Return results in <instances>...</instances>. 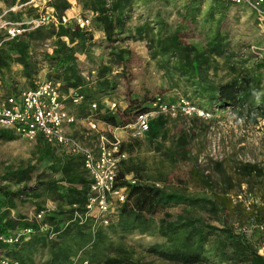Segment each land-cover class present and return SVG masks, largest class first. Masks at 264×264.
<instances>
[{"label": "trees", "instance_id": "obj_1", "mask_svg": "<svg viewBox=\"0 0 264 264\" xmlns=\"http://www.w3.org/2000/svg\"><path fill=\"white\" fill-rule=\"evenodd\" d=\"M2 1L8 6L28 5L31 11L36 10L35 3H30L31 0ZM76 2L83 10L93 13L92 23L103 33L104 42L109 50L106 65L102 64L97 70L95 86L90 85V81L86 80L79 70L77 59L78 54L88 57L89 48L94 45L92 34L72 24L61 25L60 19L71 5L68 0H49L46 6L54 10V15L59 22L57 26L50 24L10 41H5L4 35L0 33V92L3 97L21 92L2 81V75L9 71L11 66L21 67L22 77L28 83V88H32L35 86L41 66L47 65L50 68L48 79L59 82L63 93L66 94L68 90L74 89L82 97L81 103L75 106H80L78 111L82 113L84 110L85 113L80 114V117L76 114V118L85 119L91 115L93 119L112 128L123 129L131 124L137 115L150 112V103L154 98L150 101L145 96L139 98L129 95L125 98V107L114 111L100 105L101 98L108 94V88L113 89L116 84L112 82L113 85L109 87L107 81L103 79L104 74L111 72V68L115 67L121 71L113 75L112 79L124 78L133 57L130 49L113 45L118 42L120 35L127 33L128 38L145 41L149 59L156 62L162 75L169 80L185 78L184 81L192 83L195 72L200 75L203 68L209 67V63L215 60L216 56L219 57L225 53V46L218 35L206 42L201 50L194 43L184 41L188 34L185 32L190 31L191 25L197 24V14L203 0H187V5L180 16L181 22L172 31L167 28L164 19L159 20L158 15L156 21L152 22L154 28L148 24V21L139 24L133 30L128 28V23L132 18L130 14L132 4L142 2L147 6L151 3L168 5L169 0H76ZM219 2L221 1L211 0L210 5L212 4L211 7L215 4L220 5L219 10L227 7V3ZM10 14L16 15V13ZM206 14L211 16L213 11H208ZM133 31L135 36H132ZM43 45L47 47L50 45L52 51H41L40 47ZM260 68L264 71V63L262 67H258ZM255 71L253 70L244 78L233 79L219 85L206 84L201 89H196L194 84V92L204 94L202 98L217 109L232 108L238 110L237 114L240 116H244V112L254 114L250 117L255 121L256 116H264V104L259 105L253 101L260 91V79H258L260 76H257ZM100 79L103 81H98ZM261 101L264 103V97ZM68 102L73 105L70 101ZM96 103L98 107L91 111L89 106L96 105ZM199 108L207 112L210 110ZM87 110L91 112L88 113ZM162 128V117L150 120L146 137L148 136L150 141L160 138ZM109 138L112 139L111 136ZM13 139L14 135L10 131L0 130V140L11 141ZM36 143H38V153L41 158L52 160L50 171L58 175V178L52 177L38 181L41 178L39 177L34 185L27 186L24 183L30 181L31 177L24 171L7 172L3 178L4 181L14 180L16 184H23L14 191L6 186H0V236L7 237L10 232L20 228L36 229V224L33 220H29L30 217H22L18 214L15 218L10 216V211L16 210V202H31L37 213L45 209L44 201L37 203L34 200L47 195L52 200L62 202L65 207L64 210L49 211L45 214L44 221L53 225L56 233L53 239H49L48 234L35 232L27 240L16 244L0 243V257L8 258L17 264H73V258L79 252L87 251L89 248L86 252L90 255L88 260H85L87 264H136L127 256L120 244L114 249L113 256L101 257L97 251L96 240L105 235L106 231L119 232L122 236L134 231L143 233L150 227L152 218L160 215L157 233L164 239V244L160 247H151L149 251L165 261L199 264L206 260L211 252L209 249L213 247L214 254H218L225 262L264 264V256L259 255L251 244L234 234L230 228L219 229L210 225L207 219L199 216L200 212L213 215L219 211L224 212L227 197L221 198L219 203L206 197L192 196L167 189L164 186H156L160 181L152 185L138 183L128 186L124 181V176L128 174L139 176V167L127 159L120 165L118 186L126 185L128 191L124 203L116 214V222H112L116 218L113 217L108 227L98 228L95 241L92 239L90 222L83 224L73 222L64 227L65 221L71 220V213L74 210L83 209L89 194V181L82 168L80 157L61 155L41 140ZM126 147V144L120 143L121 151L125 152ZM168 156L175 163L186 160L188 153L185 150L184 141L176 142L173 149L168 151ZM216 166V171L221 176L223 184L230 187L229 191L240 186V182L231 185L233 181L225 174L221 163H216ZM235 173L241 178H261L263 168L256 164L246 163L236 167ZM190 175L199 179L207 187H211L208 176L200 171L191 169ZM174 207L181 208L176 215L170 212V209ZM213 243L214 246H211ZM40 257L41 261H35Z\"/></svg>", "mask_w": 264, "mask_h": 264}, {"label": "rangeland", "instance_id": "obj_2", "mask_svg": "<svg viewBox=\"0 0 264 264\" xmlns=\"http://www.w3.org/2000/svg\"><path fill=\"white\" fill-rule=\"evenodd\" d=\"M68 2L71 5L68 11L72 14L86 15L91 13L83 10L76 0L74 2L68 0ZM210 2L211 0H203L196 18L197 24L190 26L191 33L190 31L185 32L188 34L184 41L194 43L201 50L206 42L218 35L225 46L223 55L216 56L215 60L209 63V67L203 68L200 75L195 72L194 78L191 80L192 83L184 81L185 78L169 80L162 75L156 62L149 59L145 41L128 38L127 33L122 34L118 38V42L113 45L130 49L133 52V57L124 78L112 79L113 75L121 71L115 67L111 68V72L104 74L103 79L107 81L109 87L113 85L112 82L116 84L113 89L108 88V94L101 98L100 105L106 108L108 104H115V108L112 110L114 111L125 107V98L129 95L139 98L145 96L150 101L154 97L160 96L165 102H174L182 97L197 107L210 109L207 116L178 119H170L164 115L155 114L151 110L148 112L152 114L149 116V121L162 117L163 128L160 138L150 141L147 136L141 140H133L129 135L130 130L123 128L118 131L120 135L117 136V139L127 146V150H125L126 159L138 165L139 176L136 178L139 183L152 185L160 181L156 186H164L167 189L177 190L192 196L206 197L219 203L221 198L227 197L224 212L219 211L216 215L200 212L199 216L207 219L210 225L219 229L230 228L234 234L251 244L259 254L264 255V232L256 229V225L264 217V116H256V120L253 121L250 116H254V114L244 112L245 115L240 116L237 114L238 110L232 108L217 109L202 98L204 94L195 93L193 86L195 84L196 89H201L206 84H224L233 79L244 78L256 70V75L260 76L258 78L260 79V91L253 101L259 105L264 104L261 101L264 97V71L262 68L258 69L264 63V32L258 27L256 15L249 8L227 3L226 8L219 10L220 5L215 4L211 7ZM46 4V1L36 0L35 11L24 7L16 15L10 14L8 18H33L43 12L54 14L52 7H48ZM186 5L187 0H169L168 5L151 3L147 6L142 2L132 4L130 8L132 18L128 23V28L133 30L146 21L152 25L158 15L159 20L164 19L167 28L172 31L181 22L180 16L183 14ZM208 11H213V14L208 16L206 14ZM152 27L155 26L152 25ZM88 31L93 36L94 45L89 48L88 61L81 60L80 62L79 60L78 67L81 73L89 79L90 85L95 86L97 70L102 64L106 65L109 50L100 29L92 23ZM132 36H135L134 31ZM190 37L193 38L190 39ZM40 49L44 52L52 51L50 45L48 47L43 45ZM78 55L81 56L82 54ZM49 73L50 68L47 65H42L36 77V83L47 80ZM103 79L98 81H103ZM2 81L9 83L18 91H23L29 87L22 77L21 67L18 65L11 66L10 70L2 75ZM104 100H107L108 104H102ZM95 106L98 107L97 103ZM87 112L90 113L91 111L87 110ZM82 113L84 114L85 111L83 110ZM82 113L81 111L77 112L78 116ZM91 132L88 127L83 128L81 134L76 138L85 146L93 147L97 143V134L94 132L92 136H84V133L88 135ZM180 140L184 141L188 157L184 161L175 163L169 158L168 151L172 150L176 142ZM216 163L222 164L225 174L233 181L231 185L240 182V186L229 191L230 187L223 184L221 176L216 171ZM246 163L256 164L263 168L261 178L249 179L248 177L237 176L236 167ZM51 165L52 160L41 158L36 142H29L16 136L11 141L0 140V186H6L14 191L23 184H16L14 180L4 181L3 178L7 172L24 171L31 177L30 181L24 183L27 186L34 185L39 177L41 178L38 181L52 177L57 179L58 175L50 171ZM191 169H196L208 176L211 187H207L199 179L192 177L190 175ZM248 194L251 195L252 201L257 204L251 202ZM42 200L45 209L53 212L64 210L65 206L62 202L52 200L47 195L41 196L39 200H34V202L41 203ZM180 209V207H174L170 209V212L176 215ZM14 212L22 217H27L29 213L32 215L36 213L35 206L31 202H16ZM160 217L158 215L152 218L150 227L143 233L134 231L122 236L119 232L106 231L105 235L96 240L98 253L104 258L113 256L114 249L120 244L127 256L136 264H180L165 261L149 251L151 247H160L164 244V239L157 233V223ZM116 220L117 217L112 222H116ZM91 234L93 241H95L96 231ZM211 246H214V243ZM87 251L79 252L73 258V264L86 262L85 260H88L90 256L86 253ZM209 251L211 252L206 260L199 264H231L221 260L218 254L215 255L213 247ZM0 259L16 263L5 257H0ZM41 260L40 257L36 261Z\"/></svg>", "mask_w": 264, "mask_h": 264}, {"label": "built area", "instance_id": "obj_3", "mask_svg": "<svg viewBox=\"0 0 264 264\" xmlns=\"http://www.w3.org/2000/svg\"><path fill=\"white\" fill-rule=\"evenodd\" d=\"M34 1L31 0L30 3ZM49 1V0H43ZM235 6H245L255 15L258 27L264 32V0H217ZM15 10V8L11 9ZM93 13L75 15L66 12L60 19L63 26L74 25L80 30L88 31L92 25ZM58 20L53 13L43 12L33 18L5 19L0 15V32L5 41L15 40L27 32L53 24L58 25ZM86 80H89L85 77ZM61 84L57 81L45 79L35 83L32 88H27L18 94L0 96V129L10 131L14 136L29 142L41 140L54 149L57 153L67 157H80L82 168L89 181V194L82 210H74L70 221L63 224L77 222L91 223V233L98 228L108 227L111 219L117 214L120 206L125 201L128 186L137 185L138 179L128 174L124 176L126 185L119 187V169L122 161L126 160V153L120 149V141L110 139L97 129V120L88 115L87 127L98 136L93 147H87L77 138L68 135L67 129L76 122V117L70 114L65 102L79 105L82 97L74 89L65 94L61 91ZM107 109L113 110L115 104H108ZM91 111L96 109L95 104L90 105ZM150 109L155 114L164 115L170 119L189 118L192 116H207L208 112L195 106L185 98H178L174 102H165L162 97L156 96L150 103ZM142 113L125 128L130 130V137L135 140L146 138L149 131V116ZM248 198L252 197L248 194ZM254 204H257L254 202ZM75 208V206H73ZM50 210L44 209L30 217L36 224V229L31 227L20 228L9 233L7 237L0 236V243L11 245L27 240L35 232L48 234L49 239L56 235L54 227L44 221L45 214ZM256 229L264 232V217ZM259 254V253H258ZM259 255L264 256L262 253ZM0 264H16L6 259H0ZM83 264H87L84 262Z\"/></svg>", "mask_w": 264, "mask_h": 264}, {"label": "crops", "instance_id": "obj_4", "mask_svg": "<svg viewBox=\"0 0 264 264\" xmlns=\"http://www.w3.org/2000/svg\"><path fill=\"white\" fill-rule=\"evenodd\" d=\"M35 1L36 0H34V1H32L31 3H35ZM71 2V1H70ZM73 2H74V0H73ZM30 5V4H29ZM34 6H35V4H34ZM24 7H28V5H22V6H17V5H15V6H8L6 3H4L2 0H0V15H4V18L5 19H9L8 17H9V15H10V13H17L18 11H20L21 9H23ZM13 8H15V10H11V9H13ZM7 12H9V14H7ZM68 12V11H67ZM70 12V11H69ZM17 19H21V17L20 18H17ZM1 33V32H0ZM94 38H97V37H95L94 36ZM89 56V55H88ZM78 57V61L80 60V62H81V60H85V61H88V57H87V55H84V54H82L81 56L80 55H78L77 56ZM105 103H107L108 104V101L107 100H104L103 102H102V104H105ZM65 105H66V109H67V111L70 113V114H72V115H76L77 114V112H78V109H79V107L78 106H75V105H70L69 104V102L68 101H66L65 102ZM88 106V105H87ZM90 107V106H89ZM96 126H97V129H98V131L100 132V133H103V134H105L106 136H108V137H112V138H115V139H117L118 137L117 136H119L120 134H119V132L118 131H121L122 129H119V128H112V127H110L109 125H107V124H105V123H103V122H101V121H97L96 122ZM83 128H87V125H86V119H83V118H81V119H79V118H76V122L73 124V125H71V126H69L68 127V129H67V134L68 135H71V136H73V137H77L78 135H80L81 134V130H83ZM92 133H94V132H91V133H88V135L86 134V133H84V136H89V135H91L92 136ZM84 139H85V137H83ZM118 140V139H117ZM10 216L12 217V218H15V216H17V214H15V212H14V210H11L10 211ZM32 216V214L31 213H29V215L27 216V217H31ZM37 260V258L35 259V261Z\"/></svg>", "mask_w": 264, "mask_h": 264}, {"label": "clouds", "instance_id": "obj_5", "mask_svg": "<svg viewBox=\"0 0 264 264\" xmlns=\"http://www.w3.org/2000/svg\"><path fill=\"white\" fill-rule=\"evenodd\" d=\"M257 99H259V96H257Z\"/></svg>", "mask_w": 264, "mask_h": 264}]
</instances>
